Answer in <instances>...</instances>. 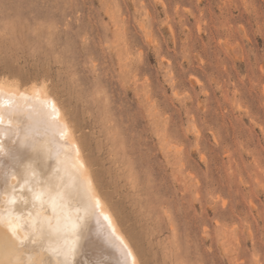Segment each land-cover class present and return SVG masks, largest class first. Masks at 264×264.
Wrapping results in <instances>:
<instances>
[{
  "label": "rangeland",
  "instance_id": "obj_1",
  "mask_svg": "<svg viewBox=\"0 0 264 264\" xmlns=\"http://www.w3.org/2000/svg\"><path fill=\"white\" fill-rule=\"evenodd\" d=\"M0 79L46 84L141 264H264V0H0Z\"/></svg>",
  "mask_w": 264,
  "mask_h": 264
},
{
  "label": "bare ground",
  "instance_id": "obj_2",
  "mask_svg": "<svg viewBox=\"0 0 264 264\" xmlns=\"http://www.w3.org/2000/svg\"><path fill=\"white\" fill-rule=\"evenodd\" d=\"M0 96L4 101L3 108L0 109L4 113V122L0 125V142L3 143L5 154L15 151L18 156L16 163L9 161L6 156L4 158L5 165H12V174L7 179L5 169H0V211L5 214V221L0 224L2 258L7 261L10 254H19L23 264H45L48 260L51 264H61L63 259L48 251L47 242L41 246L39 237H36L37 243L31 246L35 251L19 249L16 252L18 240L9 231L10 208L6 203L15 186L17 203L13 207L17 214L22 215H13L12 221L20 224H32L37 217L52 218L61 211L57 204L56 212H53L52 206L47 203V196L43 207L39 202L33 207L29 187L36 191L56 189L73 194L70 206L64 208L65 214L73 221L79 217V251L73 264H92L94 260H101L103 264H141L129 239L96 187L70 120L46 84L32 82L25 87L12 80L0 79ZM10 109L11 117L8 115ZM9 128H28L30 132L27 137L22 130L18 135H11L7 131ZM21 142L24 145L30 143L31 147L22 146ZM29 162H34L36 177L25 170V165ZM25 235L23 228H17V236L23 239ZM75 239L70 235L69 243Z\"/></svg>",
  "mask_w": 264,
  "mask_h": 264
},
{
  "label": "snow or ice",
  "instance_id": "obj_3",
  "mask_svg": "<svg viewBox=\"0 0 264 264\" xmlns=\"http://www.w3.org/2000/svg\"><path fill=\"white\" fill-rule=\"evenodd\" d=\"M3 97L0 96V109L3 108ZM9 117L12 115L11 109L8 112ZM4 122V113L0 111V125ZM24 132V136L27 137L29 135L30 129L24 128L21 129ZM21 130H13L11 128L7 129V131L11 135H18ZM22 146L31 147V144ZM11 161L12 163L18 162V156L15 151H10L9 153H4L3 143L0 142V169H5V179L9 175H11V164L5 165L4 158ZM34 162H29L25 165L26 172L30 173L32 177H36L37 172L33 167ZM27 183V181H25ZM23 188V185H21ZM16 192V187H12V193L7 200V205L10 208L8 212V227L12 236L18 240V245L16 246V252H19V249H26L29 252L35 251L36 249L32 248V245L37 243L36 237L40 238L41 246L44 242H47L49 245L48 251L53 255L58 257H62L61 264H73V259L77 255L79 251V217L76 218L75 221L72 218L65 214L64 208L70 206L71 201L73 199V194L71 192H61L56 189H52L51 191L45 192L43 189L40 191H36L35 188L29 187L28 192L31 193V198L33 201V207H36V202H39L40 206L43 207L46 203L45 197L47 196V203L52 206V210L55 213L57 204L60 206L59 215H54L52 218H40L37 217L36 221L32 224L24 223L20 224L19 222L13 223L12 216L13 215H22V213L17 214L15 208L13 207L17 203V198L14 195ZM82 202V201H81ZM31 215V213H29ZM5 221V214L0 211V224H3ZM55 221V222H53ZM17 228H23L26 235L23 239L17 236ZM76 237L75 240L69 243V236ZM9 247H12L9 245ZM3 254V246H0V264H23L20 259L19 254L11 255L5 261L2 258ZM45 264H51V261H45ZM92 264H103L101 260H94Z\"/></svg>",
  "mask_w": 264,
  "mask_h": 264
}]
</instances>
